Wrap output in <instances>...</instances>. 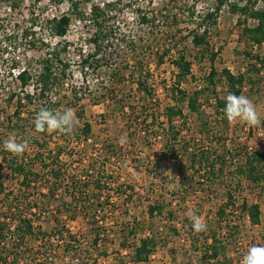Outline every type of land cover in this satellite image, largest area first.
I'll return each instance as SVG.
<instances>
[{"label":"trees","instance_id":"16d2710c","mask_svg":"<svg viewBox=\"0 0 264 264\" xmlns=\"http://www.w3.org/2000/svg\"><path fill=\"white\" fill-rule=\"evenodd\" d=\"M24 1L0 0V5L9 2L7 9L21 12ZM28 1L29 6L35 7L40 0ZM85 4L89 5L88 11L83 8ZM117 8L118 4L115 2L72 0L68 12L58 16L43 17L38 13L33 15L34 11L31 10L34 9H30L29 17H25L26 20L23 19L24 25L17 22L11 32L3 30L0 25V35H3L5 42H8L5 50L12 49L15 52L18 49V40L26 42L28 49L44 50L43 58L39 61V68L35 73L31 75L30 70L26 68L18 70L13 84L7 88L3 87L6 94L5 105L14 102V110L11 115L6 116V111L0 106V129L6 131L7 135L12 134L17 142L27 140L28 147L20 156L9 153L3 149V136L0 133V264H58L57 260L63 264L66 258L72 262L76 260L75 264H83L88 260V256L93 255L92 251L98 256L102 254L97 247L102 237L98 230L91 232L88 238L90 241L88 249L85 250L82 248L83 239L79 238L77 233L68 230L67 224L60 222L63 217L66 221V214L71 212H76L85 218L90 213V208L87 207L90 203L99 204V207H102L104 202V208L113 204L109 202H113L110 198L112 190H109L106 181L103 180L104 164L96 159L85 162L86 154L79 149L76 166L80 168L81 173L85 172L86 176L80 175L81 173H74L69 169V166L73 164L71 162L74 154L69 155L64 152L69 139L82 144L83 141L93 138L91 122L84 118L81 108L77 109V118L80 123L76 124L71 133L62 134L54 131L59 136L55 138L61 142L56 144L55 148L50 147V142L54 138L53 133L37 132L34 126L36 114L41 108L63 112L60 101L55 96L70 78L69 61L62 55L65 54L69 43L58 41L54 46L44 43L42 39L35 37V27L38 26L40 30H45L53 37L63 38L73 20L90 28L87 42L91 51L79 55L83 74H85V67L97 70L114 66V71L105 75L103 86L101 85L98 89L103 90L100 97L109 96L108 100L116 111L128 108L131 113L135 107L126 102L128 93L123 92L126 91L124 89L126 83L136 85L135 90L141 100L140 113L131 120L128 129H132L134 122L135 129L145 130L141 129V124H146L148 117L150 120L147 126L158 128V135L153 134L156 129H151L150 132L153 138L159 137L162 140V160L166 164L174 161L188 174L176 185L183 200L186 196L197 192L202 195L207 194L212 191L211 188L217 186L222 187L225 192V202L215 213L214 229L197 233L193 230L188 218H184L180 219L179 226L177 224L167 226L165 223L164 227L162 226L158 231L154 225L155 219L160 218L157 221L162 222L164 218L173 223L178 218L177 211L168 207L164 201L148 205L146 210L148 220L142 225L133 219L130 223L123 222L125 226H121V221L120 227L113 230L112 234L119 240L122 248L128 240L125 237V227L129 226L131 236L138 234L139 228L142 230L141 235L135 239L137 241L133 243L132 251L126 253L124 258L128 257L133 263L137 260L148 261L160 244L161 246L167 244V237L180 236L181 230L189 227L191 229H188L186 236L191 244H194V250H200L201 263L218 264L221 257L224 261L220 264H229L230 260L225 259L224 255L226 242L240 233L239 224L225 221L222 225L229 212L239 209V212L245 215L252 225L260 223L259 203H248L243 198L239 205H236L234 193H240L245 184L250 190L264 191V141L263 148L247 150L243 147L241 161L236 158V153L226 144L228 137L222 136L223 131L225 132L228 128V120L224 117L226 97L219 96L218 87L221 86L227 95L230 93L241 95L244 88L248 87V97L260 96L264 92V56L245 51L248 61L244 64L242 73L234 74L226 67L218 69L214 65L218 52L211 47V37L221 12L227 10L237 16L240 37L243 38L246 46L264 47V7H258L255 0H213L211 6L202 14L198 15L195 11H189L191 24L195 19L197 22L188 30L187 35L178 39H174L177 37V30H180L179 27L177 28L179 11L176 7L163 5L156 11L142 13L139 11L141 14L139 13L137 18L140 27L152 29L156 22L160 23L162 32L169 38L165 49L162 48L160 51L158 48L155 49L154 55H158L155 64L159 65L163 62L166 52L177 51L176 55L171 56L170 61L176 69L175 77L167 88L174 104L165 106L159 114L151 105L155 98L153 97L154 88L149 83L151 74L145 67L147 65L144 52L145 32L134 36L130 35L129 31H124L118 23ZM186 39H189L191 48L195 52L194 56L199 62L206 60L208 63L203 84L191 91L181 87L182 78L191 74V59L184 48H179V44ZM38 43L43 47L40 48ZM121 50L127 51L129 55L126 54L127 57H125L124 54H120ZM124 62L128 64V67L122 66ZM70 92L74 99L72 106H76L81 99L75 97L74 88H70ZM116 93L120 95L117 96ZM63 98L66 99L67 96ZM68 102L71 104V101ZM179 104H183L187 112L195 116L192 119L188 118V114ZM209 106H212L213 115L204 117L203 108ZM145 112L147 114L141 118ZM161 117L163 119L158 121ZM177 119H180L179 123ZM215 129L222 130V133L215 134ZM148 134L151 133L148 131ZM113 139L115 141L106 137L99 143L98 154L108 157L106 162L109 159H117V155L122 152L117 145V139ZM39 178L44 179L46 185H40ZM7 179L18 185L15 192L6 191L3 182ZM65 183H69L70 197L74 205L77 204V209L74 208L75 211H73L56 207L49 212L46 211L43 206L47 205L54 193L66 186ZM115 194L129 197L127 189H121L120 186ZM163 212L165 216L162 215ZM48 215L53 217L52 222H55L56 226H53L51 230L43 231V227L37 225V229L36 224ZM86 219L96 222L92 217ZM222 230L226 235L224 239L219 236ZM105 236H107L106 233ZM53 237L59 242L58 246L39 244L34 247L35 242H47ZM171 250L174 252L173 249Z\"/></svg>","mask_w":264,"mask_h":264},{"label":"rangeland","instance_id":"374dc122","mask_svg":"<svg viewBox=\"0 0 264 264\" xmlns=\"http://www.w3.org/2000/svg\"><path fill=\"white\" fill-rule=\"evenodd\" d=\"M59 1L60 0H40L34 7L32 5L29 6L30 2L25 0L22 4V14H20L21 12H14L7 9L9 2H4L0 5V25L3 30L6 29L11 32L14 30V25L17 24V22L22 25L23 19L29 17L30 9H34L31 10L34 11L33 15L38 13L43 17L58 16L61 13L68 12L72 0ZM100 1L106 3L115 2L118 4L116 15L119 20L118 23L124 31H129L130 35L134 36L145 32L144 47H146V49L144 52L146 55L145 61L147 63L145 67L149 69L151 74L149 83L154 88L153 97L155 98L152 100L151 105H153L158 114L161 113L165 106L174 104L167 88L170 87L172 79L175 77L176 69L172 66L170 61L172 59L171 56H174V54L176 55L177 51L172 50L169 53L166 52L163 62L156 65L155 61L158 59V55H154V51L156 48H158L159 51L162 48L165 49L169 38L162 32L160 23L156 22L152 29L140 27L138 25L137 15L145 11H156L162 8L163 5L176 7L178 9L177 11H179V24L177 28L179 27L180 30H177L178 34L174 39H178L187 35L188 30L194 27V23L197 22V19H195L193 24H191L189 11H195V14L198 15L202 14L211 6L213 0H152V2H150V0H92V2ZM255 1L258 7H264L263 0ZM83 8L88 11L89 5L85 4ZM139 11H141V13ZM236 21V15L227 12V10H223L211 37V47L218 52L214 65L218 69L226 67L234 74L244 71V64L248 61L244 53L245 51L259 53L261 56H264L263 46H246L243 38L240 37V26H238ZM35 29V37H39L44 43L52 46L58 41L61 43H69L65 54L62 55L63 58L69 61L68 72L70 73V78H68L62 88L58 90L57 96H55L56 99L60 101L61 109L63 111L71 109L77 117V109L81 108L84 112V118L92 124V132L94 135V139H92L94 143L102 142L106 137L112 141H115L113 138H116L117 145L122 151L117 155V159H109L106 162L108 157L105 158L103 154H98L94 143L87 146L77 143L75 140L70 141V139L69 142L66 143L64 152L69 155L72 153L74 154L73 161L71 162L69 159V162L73 163V166H69L70 171L81 173L80 168L76 166L77 153H79V149H81V151L86 154L85 162L95 161L96 159L99 163L104 164L103 180L106 181L109 190H112V192H110V198L113 202L109 201L111 204L113 203L112 206H106L104 208V202L102 203V207H99V204L90 203L87 206L90 208V213L87 214L85 218L76 212H71L66 214V221L64 217L60 221L68 225V230L77 233L79 238L83 239L82 248L85 250L88 249V243L90 242L88 238L91 232L98 230L100 234H102L100 241L97 243L98 250L102 251V254L98 256L96 252L89 249V251H92L93 255L88 256L87 263L83 262V264H203L200 261V250H194V244H191L190 239L186 236L188 229H191L189 227H187L186 230L182 229L180 236L167 237V244H165V246H161L162 244H160L153 254H151L148 261L137 260L133 263L128 257L124 258L126 253L132 251L134 247L133 243L137 241L135 239L141 235L142 230L139 228L138 234L131 236V233H129V226L125 227V237L128 240H126L124 244L125 247L122 248V245H119V240L112 234L113 230H117L120 227L121 221V226H125L123 222L130 223L133 219L142 225V223H146L148 220L146 213L148 205L164 201L168 207L177 211L178 218L174 220L173 223L169 220H164V218L162 222L157 221V219L160 218L155 219L156 222L154 225L158 231L161 230L162 226L164 227L165 223L167 226L169 224H177V226H179L181 220L184 218H188L189 222L192 223L191 214H195L201 218L202 222L206 225L205 230L214 229L216 226L215 213L225 202L224 189L217 186L216 188H211L212 191L209 193L207 192V194L202 195V193L197 192L196 194L186 196L183 200L180 193H178L179 191L176 185L180 183L179 181L182 177L188 174L181 170V166L174 161L166 164V162L162 160V140L159 139V137L157 139L152 137V132H150V130H155L156 128L155 126H147L150 118H147L146 124H141V129L145 130L135 129L134 122L131 127L132 129H128L131 120L135 119V116L140 113L141 100L135 90L136 85L126 83L124 88L126 91L123 92L124 94L128 93V97L125 99L129 105L135 107L134 111L130 113V109L128 108H125L123 111H116V108L112 106L108 100L109 96L101 98L100 95L101 92L103 93V90H98L105 81V75L114 71V66H106L97 70L85 67V74L81 71V58H79V55L91 51L87 42L88 33L90 31L88 25L82 26V24L73 20L66 36L63 38L53 37L45 30H40L38 26L35 27ZM18 43V49L15 52L12 49L5 50L8 42H5L3 35H0V106L2 107L1 109L6 111V116L11 115L14 110V102L9 103L7 106L5 105L4 99L6 94L3 91V87L7 88L9 85L13 84V79L18 70L26 68L30 70L31 75L35 73L39 68V61L43 58L44 53L43 49H28L24 41L18 40ZM38 46H40V48L43 47L39 43ZM149 47L150 50H148ZM179 48H184L189 55V59H191V74L181 80V87L187 91H191L203 84V77L208 71V63L206 60L199 62L198 58L194 56L195 52L191 48L189 39L181 42ZM120 54H124L125 57H127L126 54L129 55L125 50H121ZM127 65L128 64H125V62L122 64L123 67ZM70 88H74L76 90L75 97L81 99L76 106H72L74 105L72 104L74 99H72ZM128 88L129 90H127ZM218 91L220 97H227V93L221 86L218 87ZM116 95L119 96L120 94L116 93ZM241 95L246 96L256 105L261 123L257 126H249L246 122L239 120L232 122L228 121V128L225 132L223 131L222 136L225 135L228 137L226 144L236 153V158L239 161H241L243 157V147L247 148V150L263 148L264 141V92H262L260 96L251 95L248 97V87H246ZM63 96H67V98L65 99ZM68 101H71V104ZM179 105H181L184 112L188 114V118L192 119L195 116L189 114L187 108L183 104ZM203 110L204 117L213 115L212 106L204 107ZM147 112L150 113L149 111ZM146 114V112L143 113L141 118ZM162 119L163 117L158 119V121ZM177 120V123H179L180 119ZM3 122H5V120ZM78 122L80 123L79 119ZM3 131V129H0L3 142L9 137H14L12 134L7 135L5 133L6 131ZM148 131L151 134H148ZM215 131L217 135L222 133V130L217 131V129H215ZM52 133L54 138L50 142V147L55 148L56 144L58 145V143L61 142L55 138L59 137L57 136V132L53 131ZM153 134H159L158 128ZM64 156L66 157V155ZM84 173L85 172H82L80 175ZM39 181L40 185H46L44 179L39 178ZM3 183L6 191L15 192L18 189V185L11 182L9 179L5 180ZM65 184L66 186L54 193V196L49 198L47 205L43 206L46 211L49 212L56 209V207H63V209L75 211L74 208L77 207V204L74 205L70 197L71 188L68 187L69 183ZM119 186L121 189H127L129 197L125 198L123 195L116 196L115 193H117V189L119 190ZM32 192L36 193L35 191ZM206 195L208 197H206ZM234 197L236 199V205H239L240 201L245 198L248 203H259L261 211L260 223L257 225H252L246 216L239 212V209L229 212L226 220H223L222 225H224L225 221L240 225V233L235 235L229 242H226L224 255L225 259L230 260L229 264H241L242 256L250 247L264 246V191H259V189L250 190L245 184L240 193H234ZM78 210L80 209L78 208ZM162 215L165 216L166 214L163 212ZM87 217H92L96 222L87 220ZM52 221L53 217L49 215L44 216L43 220H40L39 223L36 222L38 223L36 227L38 229V226L41 225L43 231L51 230L53 226H56L55 222ZM105 233L107 236H105ZM219 236L222 238L226 236L223 230L222 234ZM162 237H164V234H162ZM39 244L43 246L50 244L56 247L59 245V242L53 237L47 242H35L34 247ZM171 249H173L174 252H172ZM57 255L59 256L60 254L58 253ZM222 261L224 260L220 257L218 264ZM57 263L60 264L62 262L57 260ZM75 263L76 260L72 262V260L67 258L63 262V264Z\"/></svg>","mask_w":264,"mask_h":264},{"label":"clouds","instance_id":"9594fccd","mask_svg":"<svg viewBox=\"0 0 264 264\" xmlns=\"http://www.w3.org/2000/svg\"><path fill=\"white\" fill-rule=\"evenodd\" d=\"M224 117L232 121H243L249 126H257L261 123L256 105L246 96L228 94L225 100ZM78 123L75 113L71 109L63 112H53L47 108H41L34 120L37 132L71 133ZM28 147V141L17 142L15 137H9L3 142V149L13 155H22ZM192 228L199 233L204 231L206 225L199 216L191 214ZM241 264H264V246H252L242 256Z\"/></svg>","mask_w":264,"mask_h":264},{"label":"built area","instance_id":"2783aa9c","mask_svg":"<svg viewBox=\"0 0 264 264\" xmlns=\"http://www.w3.org/2000/svg\"><path fill=\"white\" fill-rule=\"evenodd\" d=\"M94 143V141H93V139L92 138H89V139H87V141L86 142H82V144H84V145H89V144H93ZM100 142H98V143H94V145L96 146V150L98 151L99 150V148H100V144H99ZM98 153V152H97ZM94 154V153H93ZM82 175H85V174H82ZM86 176V175H85ZM81 178H83L82 176H81Z\"/></svg>","mask_w":264,"mask_h":264}]
</instances>
